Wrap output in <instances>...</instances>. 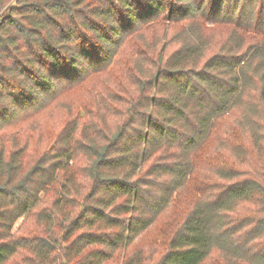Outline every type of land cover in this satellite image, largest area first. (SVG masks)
<instances>
[{
  "label": "trees",
  "instance_id": "16d2710c",
  "mask_svg": "<svg viewBox=\"0 0 264 264\" xmlns=\"http://www.w3.org/2000/svg\"><path fill=\"white\" fill-rule=\"evenodd\" d=\"M256 83L264 0H0V264H264V124L254 166L210 149Z\"/></svg>",
  "mask_w": 264,
  "mask_h": 264
},
{
  "label": "rangeland",
  "instance_id": "374dc122",
  "mask_svg": "<svg viewBox=\"0 0 264 264\" xmlns=\"http://www.w3.org/2000/svg\"><path fill=\"white\" fill-rule=\"evenodd\" d=\"M231 32L232 30L228 25L222 24L219 26H214L213 24H209V27L207 30H205L203 37V40L205 43H207L209 48L207 52L211 53L213 50L218 49L220 47V43L218 41L220 39H226L231 34ZM147 37L148 34L145 33L143 35V39L138 38V40L135 42L129 43L127 48L121 52L122 54L120 56V63L125 64V61L130 57V55L133 54V49H136L138 42H143L146 45H150ZM159 40L160 42L157 44L161 42L166 43L167 41L165 37L161 39V36L159 35L156 39H154L155 42L153 41V43H156ZM138 63L147 64L143 58ZM94 78L100 80L99 76H95ZM93 79L88 83L87 87L90 86V83H94ZM107 79L109 80L110 78L107 77ZM67 87L85 86L68 85ZM258 88L259 87H257V83L253 87H248L242 103L239 104L238 107H236L233 112H231L229 117L224 120L223 128H229L231 130V127H236L237 130H235L236 133L233 135V138L225 143L223 138L215 137L210 143V149L216 150L218 155L224 157L225 159L228 157L227 160L236 167H242L246 164V162L250 166H254L255 164L259 163L258 152L256 149H253L252 142V139L255 137L254 134H257V132L254 130L258 129V131L262 132L263 129L260 130L259 125L261 121V123L264 124V106L258 99ZM84 94L85 91L78 88L63 92L57 100H55L45 109V111L43 110L42 113L36 115L32 120L29 119L28 122H22V127L24 129H30L31 131L36 130L38 132H42L44 135V129H46L50 124L52 126H57L60 121L63 120V117H65L68 106L72 105L73 101H77L83 97ZM242 141L245 142L244 145L239 144ZM203 169L204 165L201 168L202 172L204 171ZM25 226L26 225H24L23 220H20L17 223L16 230L25 231ZM148 239H150L148 236L142 239V246L144 248H148V246H150V241Z\"/></svg>",
  "mask_w": 264,
  "mask_h": 264
}]
</instances>
